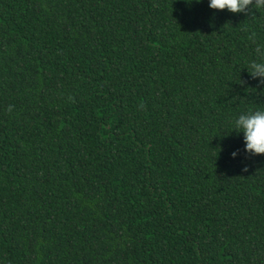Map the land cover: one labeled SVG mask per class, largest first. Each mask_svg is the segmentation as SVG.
<instances>
[{
	"label": "trees",
	"instance_id": "16d2710c",
	"mask_svg": "<svg viewBox=\"0 0 264 264\" xmlns=\"http://www.w3.org/2000/svg\"><path fill=\"white\" fill-rule=\"evenodd\" d=\"M257 44L264 9L0 0V264H264Z\"/></svg>",
	"mask_w": 264,
	"mask_h": 264
},
{
	"label": "clouds",
	"instance_id": "9594fccd",
	"mask_svg": "<svg viewBox=\"0 0 264 264\" xmlns=\"http://www.w3.org/2000/svg\"><path fill=\"white\" fill-rule=\"evenodd\" d=\"M209 7L221 11L227 9L234 14H248L252 8L264 9V0H209ZM248 39L255 43V33L253 32ZM255 52L258 59L251 61L247 69L252 78H261L260 82L264 83V45L257 44ZM7 110L11 112L12 106L10 105ZM233 131L244 134L247 153L264 155V110H249L239 115L234 121ZM236 155L237 152L232 153L234 158Z\"/></svg>",
	"mask_w": 264,
	"mask_h": 264
}]
</instances>
